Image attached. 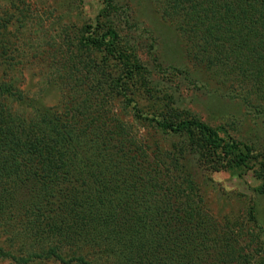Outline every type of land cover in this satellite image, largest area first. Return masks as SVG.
Instances as JSON below:
<instances>
[{
    "label": "trees",
    "instance_id": "16d2710c",
    "mask_svg": "<svg viewBox=\"0 0 264 264\" xmlns=\"http://www.w3.org/2000/svg\"><path fill=\"white\" fill-rule=\"evenodd\" d=\"M158 1L189 44L190 58L240 89L248 108H253V100L256 113L264 115V0ZM112 3L104 0L106 10ZM84 45L104 49L101 71L108 81L106 97L110 99L119 88L117 94L142 118L140 102L129 99L135 91L148 90L145 70L126 54L129 43L111 27L91 32ZM106 64L120 76L103 69ZM83 66L88 80L95 82L99 69L93 63ZM12 88L0 85V93L8 94ZM82 98L79 110H86L83 116L91 119L75 131L60 123L51 108L35 104L37 116L28 122L0 104V230L17 232V238L37 250L25 262L62 254L60 247L47 251V240L78 251V264H103L97 257L107 264H237V249L232 246L225 255L224 241L214 259L216 223L204 221L199 197L188 192L194 191L193 182L176 170L178 179L171 183L172 175H166L170 169L147 165L143 153L124 144L126 136L118 132L117 119L92 113L94 94ZM174 104L173 98L158 96L150 120L170 133L198 137L203 150L223 169L249 170L253 162L261 172L257 192L264 197V156L225 137V128L213 129ZM113 124L118 127L107 132L105 127ZM238 258L247 260L243 255Z\"/></svg>",
    "mask_w": 264,
    "mask_h": 264
},
{
    "label": "rangeland",
    "instance_id": "374dc122",
    "mask_svg": "<svg viewBox=\"0 0 264 264\" xmlns=\"http://www.w3.org/2000/svg\"><path fill=\"white\" fill-rule=\"evenodd\" d=\"M161 5L158 0H113L112 8L106 10L104 0H0V85L13 86L8 94L0 93V104L28 122L37 116L35 104L51 108L60 123L75 131L82 121L91 119L88 114L90 119L83 116L86 110H79L82 97L94 94L92 113L103 112L108 120L117 119L118 132L125 134L123 142L128 149L143 153L147 165L170 169L166 175H172L167 176L171 183L178 179L176 170L193 182L194 191L188 192L199 197L204 221L216 223L211 250L214 259L220 254V241H224L225 255L232 246L237 249L239 261L235 263L264 264V197L257 192L262 186L259 167L252 162L249 170L223 169L203 150L198 137L170 133L150 120L153 100L168 96L179 111L213 129L225 128V137L264 156V115L256 113L253 100V108H248L240 89L223 83L212 70L201 68L190 58L189 44ZM111 27L129 43L126 54L145 70L143 81L148 90L145 94L135 91L129 99L140 102L142 118H137L126 99L117 94L119 88L110 99L106 97L108 81L101 71L104 49L84 45L91 32ZM89 63L100 71L95 82L88 80V71L83 70ZM107 65L103 69L120 76ZM149 94L152 98L147 99ZM118 125L105 128L113 132ZM17 236V232L0 230V264H78V251L47 240V251L51 246L60 247L62 254L25 262L37 250ZM240 255L247 260L239 259ZM60 256L67 259L60 260ZM97 258L98 263L107 264L105 258Z\"/></svg>",
    "mask_w": 264,
    "mask_h": 264
}]
</instances>
